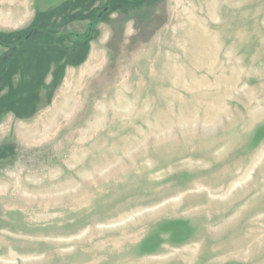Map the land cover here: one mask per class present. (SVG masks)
Segmentation results:
<instances>
[{
  "label": "rangeland",
  "instance_id": "obj_1",
  "mask_svg": "<svg viewBox=\"0 0 264 264\" xmlns=\"http://www.w3.org/2000/svg\"><path fill=\"white\" fill-rule=\"evenodd\" d=\"M0 264H264V0H0Z\"/></svg>",
  "mask_w": 264,
  "mask_h": 264
},
{
  "label": "trees",
  "instance_id": "obj_2",
  "mask_svg": "<svg viewBox=\"0 0 264 264\" xmlns=\"http://www.w3.org/2000/svg\"><path fill=\"white\" fill-rule=\"evenodd\" d=\"M78 3V2H77Z\"/></svg>",
  "mask_w": 264,
  "mask_h": 264
}]
</instances>
